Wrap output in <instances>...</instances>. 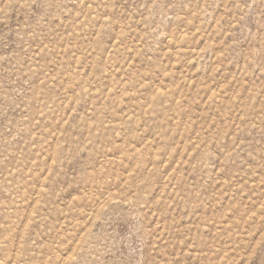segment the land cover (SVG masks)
<instances>
[{
	"label": "rangeland",
	"instance_id": "rangeland-1",
	"mask_svg": "<svg viewBox=\"0 0 264 264\" xmlns=\"http://www.w3.org/2000/svg\"><path fill=\"white\" fill-rule=\"evenodd\" d=\"M0 264H264V0H0Z\"/></svg>",
	"mask_w": 264,
	"mask_h": 264
}]
</instances>
